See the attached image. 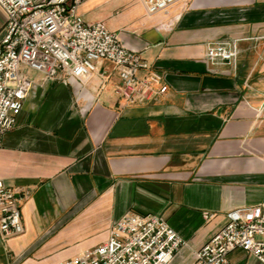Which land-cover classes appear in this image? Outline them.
Listing matches in <instances>:
<instances>
[{
	"label": "crops",
	"instance_id": "1",
	"mask_svg": "<svg viewBox=\"0 0 264 264\" xmlns=\"http://www.w3.org/2000/svg\"><path fill=\"white\" fill-rule=\"evenodd\" d=\"M77 14L140 51L167 90L128 105L107 62L84 82L29 72L35 87L0 144V179L27 192L24 231L0 237V264H57L104 241L127 211L163 216L185 243L169 264H191L228 210L264 198V0L153 14L140 0H85ZM4 20L0 9V39ZM225 39H238L234 69L205 56ZM227 258L261 264L239 248Z\"/></svg>",
	"mask_w": 264,
	"mask_h": 264
},
{
	"label": "built area",
	"instance_id": "2",
	"mask_svg": "<svg viewBox=\"0 0 264 264\" xmlns=\"http://www.w3.org/2000/svg\"><path fill=\"white\" fill-rule=\"evenodd\" d=\"M85 0H0L5 15L0 39V144L35 87L29 72L43 80L84 82L97 63L111 65L118 81L114 95L128 105L154 100L167 90L166 77L136 49L124 46L103 21L85 22L77 14ZM146 14L166 12L185 0H140ZM239 54L238 39L206 45L213 66L230 65ZM105 66L100 72L108 76ZM23 189L0 179V237L23 233ZM213 214L203 212L205 219ZM225 223L194 252L191 264H228L230 251L239 248L264 264V198L225 213ZM181 236L157 213L125 212L101 243L57 264H169L184 245Z\"/></svg>",
	"mask_w": 264,
	"mask_h": 264
}]
</instances>
